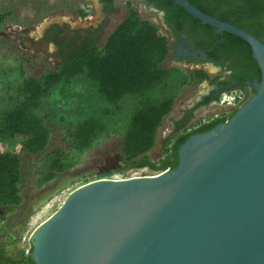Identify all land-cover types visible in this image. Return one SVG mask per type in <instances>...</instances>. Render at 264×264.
<instances>
[{"label": "water", "instance_id": "water-1", "mask_svg": "<svg viewBox=\"0 0 264 264\" xmlns=\"http://www.w3.org/2000/svg\"><path fill=\"white\" fill-rule=\"evenodd\" d=\"M170 1L248 45L259 70L252 94L179 145L175 167L68 192L28 237L33 264H264V44L186 0Z\"/></svg>", "mask_w": 264, "mask_h": 264}, {"label": "rangeland", "instance_id": "rangeland-1", "mask_svg": "<svg viewBox=\"0 0 264 264\" xmlns=\"http://www.w3.org/2000/svg\"><path fill=\"white\" fill-rule=\"evenodd\" d=\"M131 7L140 18L157 25L159 33L166 37L159 16L142 4L132 2ZM97 9V0H0V15H7L0 24V115L21 100L19 88L25 78H39L52 67L44 54L34 52V46L28 39L38 41L41 29L53 22L64 23L70 28L83 27L79 20L83 16L97 17ZM122 10L120 8L121 14L111 23L109 32L123 20L125 14ZM48 51L51 52L52 48L48 47ZM163 67L168 70L164 85L153 87L144 96H123L112 105L106 104L94 86L82 76L61 81L41 99L40 107L34 112L48 131V142L41 153H22L17 141L0 140V153L10 152L20 158L21 174L19 204L0 209L3 221L0 252L4 256L16 260L20 255H26L30 249L28 237L33 229L58 208L68 192L79 185L96 179L121 180L160 172L147 167L136 168L121 159L123 134L132 111L143 97L153 102L162 97L172 98L171 110L157 128L152 148L145 154L155 166L168 155L171 144L180 135L211 118L228 119L232 109L226 103L211 102L198 106L220 77L211 67L190 69L188 64L169 58L164 60ZM194 70H202L208 79L195 83L187 78ZM234 92L237 93L221 94L230 97L235 95ZM187 112L190 116L186 123L177 128L175 123L181 121ZM87 117L96 118L101 129L88 148L76 151L69 144L68 133ZM54 150L62 154L64 169L45 182L43 176ZM113 160H116V168L106 171Z\"/></svg>", "mask_w": 264, "mask_h": 264}, {"label": "trees", "instance_id": "trees-1", "mask_svg": "<svg viewBox=\"0 0 264 264\" xmlns=\"http://www.w3.org/2000/svg\"><path fill=\"white\" fill-rule=\"evenodd\" d=\"M201 12L204 13L203 10ZM6 18V14H1L0 24ZM202 26L216 31L206 25ZM250 32L264 44V34H258L256 30ZM222 34L231 39L228 50L237 51L243 57L245 54L250 57V49L245 42L229 34ZM167 54L166 37L159 33L157 25L140 18L133 9L127 7L123 20L113 28L101 46L89 44L79 52L64 57L62 62L41 77H27L21 82L19 88L21 100L0 115V140L17 141L22 153L29 155L41 153L48 142V131L34 112L40 107L41 99L59 82L82 76L94 86L97 95L106 104L112 105L123 96H144L153 87L164 85L168 78V70L163 67ZM252 62L255 64L254 60ZM187 78L195 83L208 79L202 70L190 72ZM171 107L170 97H162L155 102L143 97L139 101L131 113L120 144L121 159L124 162L131 163L136 168L147 167L160 171L173 168L177 165L176 151L179 145L190 135L206 132L226 120L216 119L180 135L171 144L168 155L155 166L149 162L145 154L152 148L156 130ZM235 110L230 111L228 118ZM187 113L181 121L175 123L177 128L186 123L190 116V113ZM100 129L96 118L87 117L81 120L68 133L70 146L76 151L88 148ZM61 159L62 154L57 150L51 153L47 171L43 176L45 182L63 171L64 164ZM20 180L18 155L10 152L0 153V209L19 204ZM0 264L33 263L27 254L13 260L0 252Z\"/></svg>", "mask_w": 264, "mask_h": 264}, {"label": "flooded vegetation", "instance_id": "flooded-vegetation-1", "mask_svg": "<svg viewBox=\"0 0 264 264\" xmlns=\"http://www.w3.org/2000/svg\"><path fill=\"white\" fill-rule=\"evenodd\" d=\"M169 1L97 0V17L83 16L79 20L83 27L70 28L64 23H49L41 29L38 41L34 42L31 38L28 41L34 46V52L44 54L46 60L51 61L50 64L54 67L62 62L64 57L79 52L89 44L101 46L113 30L109 32L114 18L121 14L120 8L123 9L122 14H125L127 7L132 8L134 2L142 4L151 13L160 17L168 47L166 58L188 64L190 69L208 66L220 75L208 94L200 100L199 107L214 102L222 92L236 91L242 93L244 98L250 96L253 92L251 83L259 80V70L256 63L252 62L251 54L250 57L247 54L243 57L237 51L231 52L228 50L231 39L222 34L225 32L211 31L203 27L205 24ZM186 1L216 20L227 22L250 34H252L250 30L264 34V0ZM48 47L52 48L51 52L48 51ZM211 121L213 118L203 124ZM203 124L196 125L195 128Z\"/></svg>", "mask_w": 264, "mask_h": 264}, {"label": "built area", "instance_id": "built-area-1", "mask_svg": "<svg viewBox=\"0 0 264 264\" xmlns=\"http://www.w3.org/2000/svg\"><path fill=\"white\" fill-rule=\"evenodd\" d=\"M235 95L233 96H226V95H223L221 94L220 97H218L217 100L214 101V103L218 102L219 105H222L223 103H226L230 109H237L241 103H243V101H245V98L243 97V94L240 93V92H237L235 93ZM3 221L0 217V228H1V225H2Z\"/></svg>", "mask_w": 264, "mask_h": 264}]
</instances>
